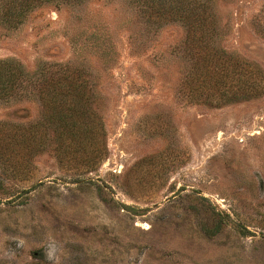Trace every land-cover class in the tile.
Segmentation results:
<instances>
[{
    "label": "rangeland",
    "instance_id": "obj_1",
    "mask_svg": "<svg viewBox=\"0 0 264 264\" xmlns=\"http://www.w3.org/2000/svg\"><path fill=\"white\" fill-rule=\"evenodd\" d=\"M216 9L213 39L250 64L251 96L192 100L184 25L125 0L0 15V61L92 73L106 147L91 158L88 137L60 161L35 94L0 97V264H264V0Z\"/></svg>",
    "mask_w": 264,
    "mask_h": 264
},
{
    "label": "trees",
    "instance_id": "obj_2",
    "mask_svg": "<svg viewBox=\"0 0 264 264\" xmlns=\"http://www.w3.org/2000/svg\"><path fill=\"white\" fill-rule=\"evenodd\" d=\"M87 0H3L1 20L20 21L22 15L44 4L57 9L77 6ZM146 22L180 21L186 29V46L194 57L195 70L184 80L188 96L196 102L228 101L237 96H251L260 91L254 70L246 61L227 54L213 39L217 36L218 0H125ZM92 73L82 66L52 61L38 73L28 74L13 62L0 61V97L11 94H35L42 107V118L56 145L52 148L60 161L72 153L86 152L89 143L93 159L100 160L106 151L104 134L97 111L103 98L94 86ZM37 126V125H35ZM30 134L38 129H26ZM26 137V136H25ZM31 137L27 133V137ZM24 142V141H23ZM37 146L38 145H33ZM32 149L28 144L27 149ZM89 162V161H87ZM91 164V162H90ZM94 163H92L93 165ZM91 166V165H90Z\"/></svg>",
    "mask_w": 264,
    "mask_h": 264
}]
</instances>
